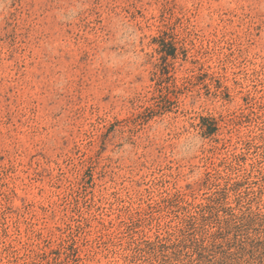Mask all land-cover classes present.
Returning <instances> with one entry per match:
<instances>
[{
	"label": "rangeland",
	"instance_id": "1",
	"mask_svg": "<svg viewBox=\"0 0 264 264\" xmlns=\"http://www.w3.org/2000/svg\"><path fill=\"white\" fill-rule=\"evenodd\" d=\"M0 264H264V0H0Z\"/></svg>",
	"mask_w": 264,
	"mask_h": 264
},
{
	"label": "trees",
	"instance_id": "2",
	"mask_svg": "<svg viewBox=\"0 0 264 264\" xmlns=\"http://www.w3.org/2000/svg\"><path fill=\"white\" fill-rule=\"evenodd\" d=\"M210 209L212 210L213 208ZM206 218L207 215L203 214L202 219ZM252 221L253 218L248 215H237L232 213L224 221H218L219 224L217 229L213 232L202 231L201 235L199 234L196 236L197 233H186L188 230L184 231L183 235L178 238V242L175 243V246L194 249L197 254L201 253L200 255L202 257L200 260H202L204 258L203 253L205 252H213L215 255L222 253V242H219V240L222 238V233H224V231L229 233L235 231L236 234L237 232H243ZM244 242L245 241L242 240V244Z\"/></svg>",
	"mask_w": 264,
	"mask_h": 264
}]
</instances>
